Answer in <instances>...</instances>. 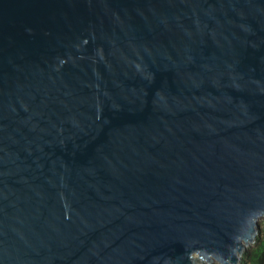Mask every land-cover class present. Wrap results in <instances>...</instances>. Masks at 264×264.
<instances>
[{
	"label": "water",
	"instance_id": "water-1",
	"mask_svg": "<svg viewBox=\"0 0 264 264\" xmlns=\"http://www.w3.org/2000/svg\"><path fill=\"white\" fill-rule=\"evenodd\" d=\"M264 218V0H0V264H240Z\"/></svg>",
	"mask_w": 264,
	"mask_h": 264
},
{
	"label": "trees",
	"instance_id": "trees-1",
	"mask_svg": "<svg viewBox=\"0 0 264 264\" xmlns=\"http://www.w3.org/2000/svg\"><path fill=\"white\" fill-rule=\"evenodd\" d=\"M240 264H264V232L259 233L254 243L245 249Z\"/></svg>",
	"mask_w": 264,
	"mask_h": 264
},
{
	"label": "rangeland",
	"instance_id": "rangeland-1",
	"mask_svg": "<svg viewBox=\"0 0 264 264\" xmlns=\"http://www.w3.org/2000/svg\"><path fill=\"white\" fill-rule=\"evenodd\" d=\"M258 223H259V233H263L264 232V218L260 217L258 219ZM217 264V263H214Z\"/></svg>",
	"mask_w": 264,
	"mask_h": 264
}]
</instances>
